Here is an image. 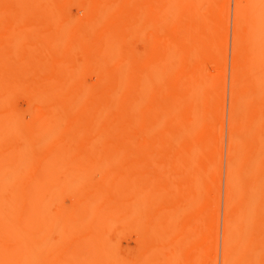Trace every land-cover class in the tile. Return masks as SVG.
I'll return each instance as SVG.
<instances>
[{"label":"bare ground","instance_id":"obj_1","mask_svg":"<svg viewBox=\"0 0 264 264\" xmlns=\"http://www.w3.org/2000/svg\"><path fill=\"white\" fill-rule=\"evenodd\" d=\"M2 1H0V5H1L0 12L3 11L5 13L7 10L15 11L14 12L15 14H13V17L11 18H9L10 17L9 12H7L6 14L7 17L6 20H9L10 22L13 21V23H17L20 14V13L18 14L17 11H20L22 9L23 4L25 10L29 6L27 9L28 15H26L28 16V19L27 18L25 19V23L27 24V27L23 28L20 27L19 25L16 26V24L14 25L9 21L8 22L5 21V23L6 22L9 23L11 26L8 24V26H4L5 29H3L4 28L3 25L0 24L1 26L0 29H2V31L0 30V53H1L0 57L3 60V57L5 58L6 55V61L7 59L11 61V62L8 61L9 63L7 64L5 63L6 65L12 63L15 66H17L19 63H20L19 65H21L22 62L19 59L17 60L15 58L16 61H20V62H16V61H15L16 63L12 62V60L10 59L12 57H9L12 54L6 48L7 46H10L12 42H14L15 45L12 44V46L16 47L19 50L15 52L21 53L20 51L21 49H19L20 39L21 41H23L24 39H27L26 42L29 41L27 42L28 44L26 45L25 44L23 45L25 40L23 43L21 42L20 43L23 45V46L21 45L23 47L22 49L26 51L29 48L30 50L28 51L31 52L30 54L34 53L32 54L33 56L37 55L35 54L37 51L41 52L40 51L41 47H42L41 50L46 49L48 47L47 44L50 46L47 49L52 48V50H58L60 46L59 45L60 42L62 43L64 40L65 41L68 40L65 39L67 38V35L65 36L67 32L69 34L71 33L70 36L74 37L73 39L74 41L73 40L71 41L70 39L69 42L67 41L68 48L67 47H65V49L63 48L64 52L63 49H59L60 51L62 50L60 52L61 57L65 56L64 58H60V59H57V57L56 59H51L50 58L51 56L48 53L49 51H47V54H49L50 57L48 55L47 57L45 56L46 54L45 51L44 56L46 59L43 58L44 56H41L43 55L44 52H41L40 55H37L38 56L37 58L35 56L36 60L32 58L33 56L30 55L29 52H26V54L28 53L27 54L28 57L25 54L24 55L22 54L23 57L22 55L19 54L22 58H24L27 61H29V59H32L28 62L26 66L24 65V68L23 65H21L22 66L21 68H23L26 71V73L24 71L23 73L24 75L21 74V71L23 70L19 69V65L16 68L14 67V65H10V68L11 66L14 67L11 68L12 70H14L12 71L8 67H5V64H4L5 68L2 67L3 64H0L1 69L4 71L3 73H5L6 70L11 71V72L9 71L11 74L8 75L6 72L7 76L4 74L5 81L9 77L11 78V76L14 75V73L12 72L18 70L17 71L18 73L17 74L15 73L16 76L14 75V77L16 78L15 80L13 79L14 82L11 79H10L11 81L8 79L9 82L7 80V82L10 84H6V85L9 87L4 85L5 82L3 81V79H1L2 77H0V89H3L1 88L2 86L6 87L4 88V90L5 89L6 90L5 91L2 90L3 92L0 93V118L7 120L6 122L9 121L12 122L13 119L9 120V118H5V117L6 116L8 117V114H10L13 111L19 115L20 113L19 111L24 110L25 114L23 112L22 114L25 115L26 120L23 123L25 124V122H27V125L25 126L21 121L25 119V117H23L24 115L23 116L19 115L20 117H22L20 118L15 113H14L15 116L11 113L10 115L14 116L15 118L16 117L20 118L18 119V121L20 120V122L15 123L13 121L12 123L10 122L5 126L9 127L10 125L9 127L10 130L13 128L12 135L14 134V137L12 136L13 138L11 137L10 140L12 139L14 140L16 135L17 136L20 135V141H18L19 140L18 139L17 143H15L16 141L9 142L11 144H14L13 146L10 144V146H12V148L10 149L9 145H6L8 141L5 140L4 141L6 143L5 145L8 147L5 148V151H2L3 155L1 154L2 153L1 150L5 145L0 146L2 147V149H0V264H121V263L125 264L127 263L129 257L131 258L133 257L135 252L131 253V255L125 253V250L120 248L122 244L120 237H122L127 233H128L127 235H130L129 233L131 232V229L136 227H140L139 230L140 233L138 234L139 241L137 244L138 248L136 250L138 252L136 256L134 255L136 260V261L134 260L135 264H177L174 262L176 260L175 257L177 256L179 257L180 254L182 255V258L180 257L182 260L181 264H205L206 259L208 258L210 240L208 237V233L204 232V230L201 235L198 233L202 232L201 231L202 228L209 221V218L206 217V215L208 214L207 212H209L208 211L209 199H210L209 197L211 196H209L208 194L205 195V193L204 196L202 195V199L204 197L205 200L203 201V204L201 203L202 204L201 206L199 205L200 207L198 214L193 215L192 213L193 211L189 212V220L184 224V226L180 225L181 230H178L179 228L177 229V232L180 233L176 235V232L173 231L175 229L172 228V222H173L172 211L174 209V207H172V202H175L174 206L175 204H178L175 206L176 210H179L180 207L184 208L185 206V208L182 209L185 210V213L186 212L188 213V209L192 207L191 206V204L193 203L191 202L192 199L195 202L196 201L195 199L199 200L201 198V197L197 198L199 193L196 194V197L194 196L195 198L194 197L192 198L191 186L193 185L192 182H194L192 176L194 175L197 176V172L196 174H194L195 172H193L194 171L193 170L191 171L193 172L191 173L193 175H191L190 178L192 179V181L188 179L189 181H187L186 184H184L183 182L182 184L179 183V185L175 184L177 186L176 188H178L177 191L179 190V188L182 192L185 191L184 194L187 199L186 205H181L184 204L185 201L181 202L183 201V199L181 200L178 199L180 198L179 196L176 197V199L180 200V202L177 201L175 198L174 200H172V194H176L177 191L176 189H172L175 186L172 185V174L170 175L171 171L167 169L170 168L172 170V161H173L172 152L173 149H175L174 147L172 148L173 146L172 142H176L172 140L178 138V137L174 138L178 135V132L184 134L185 130L190 131L189 126L191 127V124L193 122L194 125L196 124L195 120L197 122L198 119L197 117L200 115L199 112L200 110H198L197 112L198 108L195 107L198 106H196L195 102H197V97H200L204 91V90L202 91L203 87L202 88L200 87L201 88L200 90L198 89L197 86L192 85L193 83L192 84L189 83V81L191 80V79L189 80V77L192 75L188 68V65L186 67L181 66L182 70L179 69L180 74L177 75L178 77H175L176 79L172 78V73L171 75L168 74L169 78L167 79L165 77L167 74H165L164 76L162 75L163 70L166 71V69L167 70L169 69L170 71H172L171 70L172 59L170 58V56H172V49L174 50V48H172V44H173L172 33L175 30H169L170 28L168 27L169 31L165 30L166 33L165 32L161 33L159 31V28H161L160 26L172 24V0H82V1L78 0L79 2H83V3L85 2L86 7L89 5V7H91L90 10L92 11H90L89 14L87 15L83 14L84 12H82V17L81 16L79 17L80 14L75 15L76 12L75 14L73 13L72 15L75 16V18L74 17L72 18V15L71 18L73 20L74 19L76 20L72 22L73 23L72 26L70 24H65L68 20H70L69 17L70 14L68 15L62 14L61 16L60 10H59L60 15H58V10H56V7L57 9H64L65 6L63 5L62 0H61L62 2L55 0L56 2H58L56 3V5L59 4L57 6L55 5L56 7L54 6V10L57 11V14L56 11L54 10L50 11L44 8L43 5L41 6L40 9V5L38 6L37 4H42L44 0H26L27 1L26 4L28 5L29 3L28 6L25 4L26 1L22 0L21 2H18L22 4L21 9H19V7H17L16 4H14V2H16L14 0H13L14 2L10 0V3L6 2L8 0H2ZM23 1L25 2L22 3ZM45 1H46L45 5H47L48 7L50 6L53 9V6H51L52 4L48 5L47 3H50L54 0L52 1L50 0V2L49 0L48 1L45 0ZM173 1L176 2V0ZM178 1L179 0H177V4L179 5ZM194 1L195 3H197L196 0H180L179 7L181 10H179V12L181 11L180 15L181 18H183L180 24V28L183 31V34H181L183 38L181 40V37L179 36L180 34L179 35L176 34L177 36L180 37V39L178 38V40L175 37L177 42L178 43L180 42L178 44L179 46L177 45V43H175L176 41L173 40V42L175 41L174 44H176L175 50L179 49L178 50L179 53L185 51V53L187 52L189 54L193 52L194 49H196V47L195 48L193 47L196 41H192L194 45L191 46L192 32H190L191 30L192 31L194 30L192 28L193 27L192 22L193 21L195 22L194 18H197V16H199L196 7H194ZM197 1L199 2V0ZM33 2H35L36 4L35 6L33 5L34 4ZM64 2L66 3V5H69L71 2L73 3V4L71 3V5H69L68 7H71L72 5H73L72 7L75 6L74 4L75 0H64ZM88 2H90L91 5ZM242 2L243 0H237L236 11H235V23H236L235 30L237 31L236 34L237 33L238 34L236 35L237 39L234 44L235 47L233 48L234 49L233 65L235 67L234 71L236 73V77L234 80V86L232 88V94H231L233 110L231 112L232 121L230 124L231 125L230 142H231V148L235 150L234 153L237 152L238 148L242 147L237 145L238 143L241 142L245 143L247 139H250V136H252L251 139H253L255 135H257L253 132L255 130V128H253V120H251L250 118L249 121L248 119L249 115H246L247 112L245 113L243 111L246 117L245 115L243 116L244 114L243 112H242L243 114H239L240 117L238 115V111H240V109L243 110L244 108L247 107V105H249L246 104V106H242L245 102L247 103L248 101L246 100L250 98V96L249 98L247 97L249 95L248 93L249 91L247 92L245 89L244 91L241 92L239 91L238 87L240 84H241L240 86L244 84L243 86L246 87H243L242 88L243 90L244 88H248L247 85L251 86L252 84V87L258 90L257 88L259 87L260 83L257 84V81L261 82L262 79L259 80L257 78L256 81L257 87L254 86L253 84L255 81L252 83L250 82L252 80H255L256 77L259 75V73L264 72L262 70V68H264V60H263L264 0H248V2L246 1L248 4H246L244 7H243L244 4L242 5ZM4 3L6 5H4ZM8 3L11 4L12 7ZM18 3L17 5H19ZM115 3H118L119 6L121 4L122 6V7L120 6L121 9ZM113 4L117 6V9L119 8V10H122L119 14H125L126 17L124 16L125 18H122L121 23L117 24V22H114L115 25L114 27H112L113 23L111 18L112 24L110 23V27L111 28L121 27L122 29L115 30L117 32L115 31L110 32L108 31V29L105 30L102 29L104 33L98 32L99 36L97 35L95 37V40H93L94 39L93 38L92 41H90V37H88L85 34L86 31L87 33L88 30L90 32V27L93 26V23L95 21L97 22L102 21V20H98L100 18L96 19L97 17L96 14H101L98 17L101 16L102 18L104 16L103 18L107 17V19L110 20V18H108V15H110L109 13H114L115 10V9L112 10L114 8L112 7ZM32 5L34 9L37 6L36 7L37 13H33V11L34 12L36 11L33 9ZM9 7H11V10L9 9ZM15 7L17 10L15 9ZM75 7L76 9L79 10L78 12H80L81 5H80V9L78 7V3L76 4ZM111 7H112L111 10L113 12L110 10ZM245 7L246 9H248V12L247 10H245ZM131 8H133L134 11L130 12ZM124 9H126V12H128V17L125 12L123 13ZM12 11H11V15H12ZM53 14L55 16L57 15L59 18L63 17L62 18L63 20L62 19H57V20L63 21L65 26L70 27V29L68 27H67L68 29L65 28L63 26L64 25L63 22L60 23L58 22V24H62L59 27L56 21L54 20L55 17L54 19L52 17ZM116 14L119 15L118 12H116L113 15L116 17ZM249 14L251 15L252 18L249 17ZM23 15L24 14L21 15V18H23L22 21L24 22L25 17H23ZM220 15L222 16L221 13ZM3 16L4 15H2V17ZM15 17L17 18V20H15ZM83 17L84 19H82ZM247 17H249L253 21L252 22L248 21L250 20L248 19L246 25L245 21ZM51 18L54 20L53 23H56L57 25L53 24L52 25L53 27L51 25H48V28L50 30L43 29L45 28L43 23H47L46 21L52 20ZM44 19L46 21H44ZM2 20L0 22H2ZM14 20L16 22H14ZM26 20L28 21L26 22ZM42 20L44 22L42 23L43 28L41 29V27L38 28L39 25L38 23L39 22L41 23ZM117 21H120V19H117ZM197 21L198 20H196V22ZM48 23L52 24L51 21ZM97 24L95 23L94 25ZM102 24L103 23L101 22L100 30L101 28H104V25ZM218 24H217L218 26L217 29L221 30L222 29L221 24L220 23ZM13 26H15L14 27L15 31H13L14 30L12 28ZM55 26H57L56 27L57 29L53 30ZM16 27H20L19 31H17L18 29ZM10 28H12L13 30ZM26 28L28 30L27 32H26ZM20 30H22L23 33L26 32L25 35H27L28 33L30 39L29 37L27 38V36L25 38L23 35H21L22 33H19ZM45 30H47V32ZM38 31L40 32V34H42V36H40L37 39L36 36L40 35ZM128 31L131 32L132 34L131 35L132 40L133 39L135 40L137 37L138 40L135 41H137L136 44L137 43L139 44L138 46H140L142 42H144V44L141 46H147L148 42L152 43L151 44L152 46L148 44V46L146 47L147 49L146 48H143V50L141 49V51L143 52L145 51L147 53L145 54L144 52L146 56L144 55L145 57H142L143 58L142 61L140 62V64L138 62L136 64L137 66L135 65L136 62H133L134 63L133 65H135V67L133 66L134 67L133 70L127 69L128 71L125 70L124 72L122 65L126 62L125 56L128 55L127 54L128 50H130L129 52H131L133 50L134 51L138 50L139 48L138 47L137 49H135L136 47L134 46V44L129 42L128 39H126ZM144 31L146 33L149 32L152 35V36L150 35L151 37H153L151 41L149 37H146V43H145L144 35L146 34ZM193 32H195V30ZM46 33L47 35L48 33L49 35L53 34L52 37L50 36V40L45 39V37H43L44 35L46 36ZM90 33L93 32L91 31ZM88 35L90 36L89 33ZM246 35L247 38H245ZM16 36L18 38L19 36H23V37L22 38L20 37V39L18 40ZM64 36L65 38H63ZM143 36L144 38L142 39ZM14 37L16 38V40H18V42L13 41ZM33 37H34V41L35 39H37L38 41L36 40L35 42H33ZM9 38H12V41H9L10 40ZM41 38L43 39V41L44 39L48 40V43L46 44V41H44L45 42L44 44ZM78 39H81L80 44L82 45L80 46L78 43L77 44L78 47L80 46L82 51L81 53H83V55L82 54L80 55L79 50H77L79 48L75 49L77 47L76 42H80L78 41ZM211 39H212L211 42L213 44L215 42H216L215 44L218 43L215 40V38L214 39L211 38ZM84 40L86 41V46L87 45L89 46L88 48L87 47L85 48V46H83L85 45ZM213 40H215V42H213ZM217 40L220 42L218 38ZM6 41L8 42V44L6 43ZM39 41L40 44L42 45L39 44ZM130 43L133 44L132 47ZM43 44L46 46V48H43L44 46ZM37 45L38 47L39 46L41 47H39L38 49ZM61 45H63V43ZM74 45L76 46L75 48H73ZM34 46L37 47L38 50L33 48ZM82 46L84 47L85 50H82L83 48ZM150 46H151V50L149 49L150 51H148V48H150ZM201 46L205 47V45H201ZM62 47L63 46H61V48ZM69 47L71 49H69ZM130 48H132V50ZM34 49L36 52L34 51ZM73 49L78 51V53L76 54V51H74ZM5 50L8 54L10 53L11 55L5 54L6 53ZM24 50H22L23 53L25 52ZM70 50H73L75 52V55H73L74 52ZM175 50L173 52H176ZM204 51L207 52L208 48ZM2 52L3 54H5L3 57H2L3 55ZM70 52H72L73 54ZM16 53L13 52L12 56H14ZM68 53H70L69 56L72 60L69 57H68L69 59L67 58ZM208 53H212V52H208ZM51 54L53 53L51 52ZM84 54L87 55L84 56ZM77 55L80 57L84 56L85 58L82 57L83 60L79 61V57H76ZM113 55L114 57H112ZM57 56L60 55H58L57 53ZM1 58H0V62H1ZM40 58L41 60H39ZM24 62L23 64H25ZM125 65L126 67H128L127 62ZM90 66L99 75V78L94 76V79L93 77H91V80L98 79L99 82H102L101 84L103 86L100 83L98 84V81L96 80L94 82L95 84H93L96 85L94 86L95 88H89L90 86H88V84L90 82L88 83L86 81L89 79V76L93 75L92 73L93 70L91 72H87ZM121 70L123 71V73H121ZM115 71H119V72L117 73ZM243 71L245 72V74ZM113 72L116 73L115 77L111 76L114 75ZM179 72H176L175 74ZM84 73H86V75H88V73L91 75H88L87 77ZM240 73H242V76H240ZM83 74L85 75L86 78L83 77ZM107 74H108L107 78L109 79L108 81H104L105 83L104 84L103 80H105ZM72 76H74V79H76V81L78 78L83 77V79H78V82H75L76 83L75 84L74 83L75 80L72 79ZM119 76L123 80L118 84L119 81H116V79ZM238 76L242 77L241 80ZM243 78L244 80L245 78L248 79L246 80L247 82L245 81L244 83ZM262 78H263L262 82H264V77ZM70 79L74 81H69ZM79 80L82 81L80 82ZM24 82L25 84L23 86ZM84 82L86 88H83L85 87L83 86ZM127 82H128L127 84L128 89L126 88V91L127 90L128 91L126 93V91L124 92L125 89L124 87ZM71 83L72 84L74 83L73 85L76 86L78 84V87L79 86L80 87L83 86V87L78 88L74 86L73 88L70 85ZM214 84L215 83L212 84L211 82V85ZM261 84L263 85L264 83ZM90 85L91 87L93 86L92 84ZM98 85H100L99 88L97 87ZM114 85H116V87L113 89ZM22 87H24V90H22ZM69 87H72L70 91L68 89ZM174 87L175 89L179 90L177 92L180 93V95L184 90L188 92L187 94L182 93L183 95L180 96V99L182 100L185 99L184 102L186 104L188 103V106H186L183 102H181L182 100L180 101V99L177 98L178 93L174 95L175 93ZM262 88L264 87L262 86ZM110 89L115 93V97L112 96V94L114 95L113 92H109ZM115 89L118 92L119 90L120 92H123L122 95L121 93L119 94L115 92L116 91ZM172 89H174V91ZM199 90L202 92H200ZM22 91H25L27 93V96L25 97V99H23L24 98L23 97L21 101L20 94L22 95L26 94L25 92ZM196 91L197 92L199 91V93H197ZM215 91L213 94H215ZM206 92L208 93L209 90L206 89ZM254 92L255 93L252 92L253 96L258 93V91H254ZM18 93H19L18 96H20L19 99L17 96ZM213 94H208V95L212 97ZM259 94L263 95L264 90L263 92L261 91ZM15 95L17 96V98H15L16 97ZM118 95H121L123 97H119ZM204 95L207 96L206 98L210 99V97H208L207 94ZM172 96L175 99H177L179 103H182L183 105L179 104L177 101H174V99H172ZM111 97H113L112 100ZM145 97L146 99H148L147 102L143 101ZM257 98L260 97L257 96ZM14 99H17V101L18 100L19 101L17 102ZM189 99L191 101H193L194 99L196 100L194 102H190ZM12 100L13 102H16L14 103V105L11 104ZM24 100L25 103L28 104V105L26 104V108L28 109V110L26 109L27 111H25L24 107L20 108L18 106L20 102L24 103ZM175 103L176 104L178 103L179 106L180 105L184 106L185 107L184 110L186 109L184 119L182 118L180 119L182 120L181 121L182 124L180 121L178 124L181 125L175 124V126L176 127L178 126L179 128L178 127L175 128V126L172 127L174 125L172 124L173 123L172 114L173 115L175 114L173 113L175 111L172 112V108L174 109L176 107ZM142 104L144 105L147 104V105L143 106ZM173 105L175 107H172ZM178 105L177 107L179 108ZM14 108H20V109H18L19 110L18 111L17 109ZM36 108L38 109L37 111ZM263 108L264 107H261V109L264 111ZM206 109L207 108H205V110ZM244 110L247 111V109ZM212 111L214 110H211V107H209V110L207 109V111L204 112L205 113L208 112L206 116L209 117V113L210 115L214 114ZM216 112H218L217 109ZM181 117H183V114ZM203 117L204 116H202V118ZM200 118L201 115L199 119ZM254 121L255 123L258 121L260 125L263 122V120H261L260 117L257 119V121L255 118ZM14 125H17L19 127L20 126L27 127L26 133L23 130L24 129L23 127L22 129L21 127L19 128ZM118 125L121 126L120 128H122V132L116 130V135L118 133L120 134V136L117 137L115 136L114 133ZM211 125L213 126V123ZM133 126L134 127L137 126L139 128L145 127V129L149 130V132H147L148 130L146 131L147 133L144 136L145 137L144 139H146V141L143 138H141L142 141L144 142L140 141V144L137 145H134L135 144L134 142H133L134 144H131L129 137L131 135L130 138L134 139L135 141L136 136L134 135V133L138 132L139 128L136 130L135 127L134 130L136 131H134V133H131L129 137L127 136L126 131L128 130V128L131 127L132 131L131 130L130 131L133 132ZM17 128L21 129L22 131L19 129L17 131ZM172 128L174 129L172 130ZM256 128L259 129V127ZM9 129L7 127L6 129L4 128L6 132L3 133L1 132L2 130L1 128L0 133H2L3 135L6 133L8 134ZM214 129L215 128H213L212 130ZM175 130L177 132V135ZM130 131L128 132V134L130 133ZM18 132L20 134H18ZM251 133H254V135L253 134L251 135ZM24 134L26 135V137L24 136ZM8 135L10 136V134ZM21 136L23 137V139H25L24 141L21 138ZM133 136L135 138H133ZM141 136L142 134L139 133V136H137L139 140ZM259 136L261 135H257L256 138H258ZM207 138L208 141L207 140L205 141H207L209 146V144L214 138H212V140L210 141H209V137ZM256 138H254V140ZM136 141H137L136 143H138L137 139ZM256 141L258 140L256 139ZM193 142L194 141L191 140L190 145L192 147L189 144L184 146V150L183 147H181L182 149L181 148L180 149L183 152L178 156V157L181 156L180 159L182 161L189 162L190 169L193 166V165L191 166L190 162L193 163L194 158L198 160L196 157H193V152H192V149H194V146L192 145ZM213 142L214 141H212V143ZM1 143L3 142L0 140V145ZM96 144L99 145L100 147L96 146ZM247 145L251 146L249 148H251L250 150H252V152L250 153L247 146H246L247 149L245 146H243V148L245 147V150H248L247 151L248 153L246 151H243L244 150L243 148L239 150L240 153L243 151L241 155L244 154L245 152V155H243L244 159L241 158V161L243 162L242 163L239 162L240 164L243 165V166L241 165L242 167L239 165L241 169L238 168L239 166L235 167V165L232 164L230 165V168L228 170V179H227L228 197L226 199V206H225L226 207L225 208L226 242H225L223 264H233L234 261H238L239 263L241 262V264H256L255 261L256 259L254 257V251L256 248L254 247V245L258 243L260 239L258 237H255V235L254 237H251V235H249V232L251 231L249 230L250 229L249 226L252 224L251 219H253V214H255L254 210L256 208L254 209V207L257 206L255 204H257L258 202V199L256 198H258L257 196H259L258 193L260 192L257 190L260 189V186H256L258 184L254 186L253 182L255 181L250 180L252 174L249 172L252 171L253 173L254 171H257L252 169L257 168L258 164L256 163H260L262 158L261 160L258 161L257 160L258 157L257 159L252 157V155L254 154L256 155L259 152H257V148L255 145H254L255 150L249 142ZM145 146H149L150 148L152 147L151 149L153 151L152 150L151 152L149 150L145 151V149H143L145 148ZM196 146L195 148L197 149ZM110 147L112 148L111 150ZM198 147H200V145ZM106 148H108L110 152L109 150H105ZM160 148L162 149L164 153L163 156H165V158L161 159L158 156L159 155L158 151L160 150ZM6 149H9V151ZM94 149L96 150V152L97 150H99L100 152L101 149L104 152H102V154L101 152L98 154L94 151ZM141 149H143L142 153L140 152ZM232 149L231 152L233 151ZM162 151L160 150V152ZM240 153L238 156L242 157L240 156ZM211 154L214 157L212 152ZM126 155L133 156L134 163L128 164L126 162ZM210 155L207 156L208 158L205 155L202 157H204L206 160L208 159L211 160ZM174 157L175 158L173 159L177 160L176 158L178 157L177 156ZM197 157L199 158L200 155H198ZM180 159L177 160L175 163L179 161L178 164L179 163L181 164ZM209 160L208 162H210ZM195 162L196 161H194V163ZM202 164L203 163H201V165ZM211 164H213V162ZM253 166L254 168L251 169V167ZM237 168L240 170H238ZM190 169H187L186 172L188 171L190 172ZM198 170L200 169L198 168ZM164 171H169V172H164ZM204 171L206 170L204 169ZM105 172L108 173L109 176H104ZM186 172H184L185 175L182 176H186ZM189 172L187 174H189ZM203 173H201V177L202 174L206 175V173L208 172L206 173L203 172ZM114 175L115 178H113ZM249 175L250 177L248 178L247 176ZM61 177L64 178L62 179ZM111 177L114 180L111 181ZM175 177H177L176 174ZM246 178L249 180H247ZM241 179L242 180L246 179L247 182V183L246 182L243 183L244 185L240 184L242 188L239 185ZM194 180L196 181V179ZM198 181L201 182L200 179L197 180V182ZM248 181H249V185L251 184L254 188L249 185L247 186ZM250 181L252 183H250ZM195 183L196 182H194L193 186H195ZM199 184L200 183H198V185ZM202 187L204 186H201L200 188ZM257 187L258 189L256 190ZM108 188H110L111 191L106 190ZM254 189L255 191H253ZM73 191H74L73 194L75 195L77 193L76 194L77 196L72 195ZM105 191H108V193H106ZM209 191L210 189H208V191L206 192L208 193ZM254 192L256 193V196H254ZM182 194L183 193H181V196ZM72 196L73 198H71ZM212 198L211 200H213ZM50 200H52V204H49ZM182 209H180L178 212L180 211L183 212ZM178 212L175 213L178 214ZM191 213L192 215H190ZM186 219L188 218L186 217ZM114 231H116L119 238V240L117 239L118 240L117 244H113V243L111 244L109 239H107L108 237L107 235L110 234V232H114ZM173 233L175 234L173 235L172 238ZM195 233H197L198 236L200 235L201 237L199 236V238H197L196 236L197 240L194 241L195 240L194 239L193 240L194 242H191L190 240L193 238V237L191 238V235H194L195 237ZM253 234H255V232ZM126 236H124L122 240H124V238L129 237ZM126 240L127 239H125V241ZM126 246H128V244ZM259 247L261 249L260 250L261 252L264 251V242L262 243V246L260 245Z\"/></svg>","mask_w":264,"mask_h":264},{"label":"rangeland","instance_id":"obj_2","mask_svg":"<svg viewBox=\"0 0 264 264\" xmlns=\"http://www.w3.org/2000/svg\"><path fill=\"white\" fill-rule=\"evenodd\" d=\"M0 1H2V0H0ZM13 1V0H12ZM14 1H16V2H14ZM13 2H14V4H16V6L17 7H19V9H21V6H22V4L21 3H18V2H21L22 0H14ZM26 1V0H25ZM25 1H23L22 3H24ZM48 1V0H47ZM52 1V0H51ZM56 1H60V2H62L63 1V5L65 6L64 7V9H57V5H59V4H57L56 5V3H58V2H56ZM54 0V1H52V2H50V0H49V2L50 3H47L48 5L49 4H52L51 6H53V9H52V7H50V9H49V7L47 6V5H45L46 4V1L44 0L43 1V3L42 4H37L38 6L40 5V9H41V6L43 5L44 6V8H46V9H48V10H50V11H52V10H54V6L56 7V10H58V15H60L61 14V16H62V14H70V20H68L67 22H69V23H65V24H70L71 26L73 25V21L74 20H76V19H72L73 17L75 18V16H73L72 14L74 13L75 14V12H76V14L75 15H79V17L81 16L82 17V12H84L83 14H89V12L90 11H92V10H90L91 9V7H89V5L86 7V3L84 2H79L78 0H75V2H74V4H75V6H76V4L78 3V7H79V9H80V5H81V10H80V12H78L79 10L78 9H76V7L74 6V7H68L69 5H71V3L69 4V3H67V4H69V5H66V3L64 2V0ZM78 1V2H77ZM82 1V0H81ZM248 2V0H243V2H242V5H243V7L246 5V4H248L247 2ZM2 2H4V1H2ZM6 2H9L10 3V0H8V1H6ZM54 2H55V4H54ZM173 2H175V1H173L172 0V24H167V25H162V26H160L161 28H159V31L161 32V33H164L165 32V30L166 31H169V30H175L173 33H172V48H174V50H175V46H176V44H174V42L175 43H177V45L180 43H178L177 42V40H178V38L180 39V37H181V40H182V38H183V36L181 35V34H183V31H182V29L180 28V24H181V21L183 20V18H181V15H180V12H179V10H181L180 9V7H179V5H180V0L178 1L179 2V5L177 4V0H176V2L175 3H173ZM196 2L197 3H195V1H194V7H196V9H197V13H199V16H197V18H194V20H195V22L193 21L192 22V28L195 30V32H193L192 30L190 31V32H192L191 33V42L192 41H196L195 42V45H194V43L192 44L191 43V46H193L194 48L196 47V49H194L193 50V52H191V53H185V51L184 52H180L179 53V49L178 50H175L176 52H173L174 50L172 49V56H170V58L172 59V71H170L169 69L167 70L166 69V71L165 70H163L162 71V75L164 76L165 74H167L165 77H166V79L167 78H169V76H168V74L169 75H171V73H172V78H175V77H178L177 75H179L180 74V72H179V69H181L182 70V68H181V66L182 67H186L187 65H188V68H189V70H190V72H191V75L192 76H190L189 77V83L190 84H192V85H194V86H197L198 87V89H200L201 90V88H202V91H203V93H202V95L200 96V97H197V102H195V104H196V106H198V107H195V108H198L197 109V112H198V110H200L199 112H200V115H201V118L199 119V117H200V115L197 117L198 119H199V121H198V119H197V122H196V120H195V125L192 123L191 124V127L189 126V130L190 131H188V130H185V132H184V134L183 133H179L178 132V135H177V132H176V130H175V132H176V137H174L173 135H175V134H173L172 136L174 137V138H177V139H173L172 141H176L177 142V144H176V142H172V148L174 147L175 149H173V152H172V170L170 169V168H168L167 170H170L171 171V173H170V175L172 174V185L173 186H175L174 188H172V189H176V191H177V189L178 188H176L177 186L176 185H179V183H181L182 184V182L184 183V184H186L187 183V181H189L188 179H190L191 178V175H193V174H191V173H193V172H195L194 174H196V172H197V176L198 177H200V178H198L196 175H194V176H196V177H194V176H192L193 178V181L194 182H196L197 183V185H198V183H200L199 185H198V187H197V185H196V183H195V186H193L194 185V182H192V186H191V192H192V198L195 196L196 197V194H198L199 193V195H198V197L197 198H200L199 200H197V199H195L196 201L194 202V200L192 199V201L191 202H193L192 204H191V206L193 207H190L189 209H188V213L186 212L185 213V210H183L184 208H185V206H184V208L182 209L181 207L179 208V210L180 209H182L183 210V212L182 211H180V212H178L179 210H176V205H178V204H175V206H174V203L175 202H172V207H174V209H173V217H172V228H174L175 230H173V231H175L176 232V235L178 234V233H180V232H177V229L178 230H181V227H180V225H182V226H184V224L189 220V212L190 211H193L192 213H193V215H196V214H198V212H199V207L203 204V201L205 200V198L203 197V199H202V195L204 196V193H205V195H209V196H211V197H209L210 199H209V212H207L208 214L206 215V217H208L209 218V221L205 224V226L202 228V232H200V233H198V234H202L203 233V230H204V232H206V233H208V237H209V240H210V248H209V251H208V258L206 259V262H205V264L207 263V264H223V257H224V250H225V242H226V236H225V234H226V231H225V213H226V210H225V206H226V199H227V197H228V183H227V179H228V170H229V168H230V165H232V164H234L235 165V167L237 166H241L242 164H240V163H242L243 161H241V158H243V155H245V152H244V154H242L241 155V153L243 152V151H248V150H245V147L247 146L248 147V149H249V151H250V153L252 152V150H250L251 148H249V147H251V146H249V145H247L248 144V142L253 146V148H254V145L256 146V148H257V152H259V153H257L256 155L254 154V155H252V157H254L255 159H257V157H258V161L259 160H261V158H262V160L260 161V163H256V164H258V166H257V168H254V166H256V165H254L253 167H251V169L252 168H254V169H252V170H257V171H254L253 173H252V171H250L249 173H251L252 174V176H251V178H250V180H254L255 182H253L254 183V186L256 185V184H258V185H256V186H260V189L259 190H257L258 189V187L256 188V190L257 191H260L258 194H259V196H257L258 198H256V199H258V202H257V204H255V205H257V206H255L254 207V211H255V214H253V219H251L252 221V224L249 226L250 227V229L249 230H251L250 232H249V235H251V237H254V235H255V237H258L259 239H260V241L258 242V243H256L255 245H254V247L256 248H254L255 249V251H254V257H255V261H256V264H264V251H260L261 249H260V245L262 246V243L264 242V129H263V127L264 126H262V125H264V117H262V116H264V111L261 109V107H264V94L263 95H260L259 93L262 91L263 92V90H264V88H262V86L264 87V84L262 85L261 83H264V82H262L263 81V78L262 77H264V72H261V73H259V75L256 77V79L255 80H252L250 83H252V82H254L253 84H254V86H256L257 87V84H259V87L257 88L258 90H256L255 88H253L252 87V84H251V86H249V85H247L248 86V88H244L243 90H242V88L243 87H246V86H240L239 85V91H244L245 89H246V91L249 93V95L247 96L248 98H249V96H250V98L248 99V100H246V101H248L247 103L245 102L242 106H246V104H249V105H247V107L246 108H244V109H247V111L246 110H244L243 108V110H241L240 109V111H238V115L239 114H243L244 112L246 113L247 112V114L246 115H249L248 116V119H249V121H250V118H251V120H253V128H255V130L253 131L255 134H257V135H261V136H259L260 137V140H261V138H262V140H261V142H260V140H259V137L258 138H256L257 137V135H255V137L254 138H256L258 141H256V139L254 140V138L253 139H251V137L252 136H250V139H247L246 141H245V143H238L237 145H239V146H242V147H240V148H238V150H237V152H238V154H237V152L236 153H234V151L235 150H233L232 148H231V139H230V127H231V121H232V115H231V112H232V110H233V106H232V88H233V86H234V80H235V77H236V73H235V71H234V69H235V67H234V47H235V41H236V39H237V37H236V35L238 34H236V23H235V11H236V5H237V0H199V2L196 0ZM8 3V4H9ZM12 3V2H11ZM17 3L20 5H17ZM27 3V1L25 2V4ZM34 3V4H33ZM32 4L35 6L36 4H35V2H33ZM90 5H91V3L90 2H88ZM120 3V2H119ZM8 4H7V6H8ZM13 4V5H14ZM54 4V5H53ZM73 4V3H72ZM115 4H117V6H119V4L118 3H115ZM115 4H113L112 5V7H114L113 9H112V7L110 8V10L112 9V10H114V13H109L110 15H108V18H110V20L109 19H107V17L106 18H101V16L100 17H98L99 15H101V14H96V19L97 18H100V19H98V20H102L101 22L103 23L102 25H104V28H101V30L102 29H108V31H115V30H120V29H122L120 26V28H111L110 27V23H111V18H112V23H113V26L112 27H114L115 25H114V22H117V24L118 23H121V20H122V18H125L126 16H125V14H119L122 10H119V8L117 9V6L115 5ZM3 5V4H2ZM4 5H6L5 3H4ZM9 5H11V4H9ZM27 5V4H26ZM25 5V6H26ZM28 5H29V3H28ZM27 5V6H28ZM33 5H32V7H33ZM62 5V6H63ZM1 6V5H0ZM26 6V7H27ZM120 6H121V4H120ZM119 6V7H120ZM248 6V5H247ZM246 6V7H247ZM11 7H12V5H11ZM11 7H9V9L11 10ZM29 7V6H28ZM28 7H27V9H28ZM37 7V6H36ZM36 7H35V9H34V7H33V9L36 11V12H34L33 11V13H37V10H36ZM59 7V6H58ZM66 7H68V8H66ZM122 7V6H121ZM121 7H120V9H121ZM246 7H245V10H247V12H248V9H246ZM5 9H6V6H5ZM4 9V10H5ZM15 9H16V7H15ZM15 9H13V10H15ZM18 9V10H19ZM24 9V10H23ZM25 10V7H24V4H23V6H22V9L20 10V11H17V13L19 14V17H20V19H19V17H18V20H17V18L15 17V20H17V23H13V21L12 22H10L9 20H6L7 19V17H6V14H7V12H9V14H10V17L9 18H11V17H13V14H15L14 12L15 11H12V15H11V11H6L5 13L2 11V12H0V15H1V17L0 18H2V19H0V21L2 20V22H0V24H2L3 25V27L4 26H8V24L9 23H7L8 21L10 22V23H13L14 25L16 24V26L17 25H19L20 27H23V28H25V27H27V24L25 23V19L27 18L28 19V16H26V15H28L27 14V11L28 10ZM32 9V10H33ZM39 9V10H40ZM67 9V10H66ZM101 9V8H100ZM99 9V10H100ZM102 9H103V7H102ZM0 10H1V7H0ZM17 10V9H16ZM22 10H23V12L24 11H26V12H22ZM56 10H54V11H56ZM59 10H60V14H59ZM63 10H64V13H63ZM84 10V11H83ZM111 10V11H112ZM216 10V11H215ZM244 10V11H245ZM86 11V12H85ZM94 11H96V10H94ZM111 11H109V12H111ZM132 11H134V9L133 8H131V11L130 12H132ZM199 11V12H198ZM39 12V11H38ZM62 12V13H61ZM66 12V13H65ZM113 12V11H112ZM116 12H118V14L119 15H117L116 14V17L113 15V14H115ZM126 13L127 14V17H128V12H126V9H124V11H123V13ZM196 12V11H195ZM54 13V12H53ZM97 13H98V11H97ZM196 13V14H197ZM209 13V14H208ZM220 13L222 14V16L220 15ZM22 14H24L23 15V17H25L24 18V22L22 21V19L23 18H21V15ZM55 14V13H54ZM53 14V19H54V17H55V21H56V23L58 24V22L60 23V22H63V21H60V20H57V19H62V18H59L57 15V18H56V16ZM56 14H57V11H56ZM196 14H195V17H196ZM201 14V15H200ZM2 15H4L3 17H2ZM66 15V16H67ZM71 15H72V18H71ZM177 15H179V16H177ZM198 15V14H197ZM60 16V17H61ZM118 16V17H117ZM120 16V17H119ZM125 16V17H124ZM6 17V18H5ZM78 17V16H77ZM78 17V18H79ZM249 17L250 18H252L251 17V15L249 14ZM249 17H247V19H246V25H247V20L248 19H250ZM254 17V16H253ZM64 18H65V16H64ZM77 18V19H78ZM223 18V19H222ZM46 19V18H45ZM44 19V21H46ZM49 19V18H48ZM52 19V18H51ZM48 20V21H46L47 23H43L44 21L42 20V22L40 23H38L39 25H38V28H40L41 27V29L43 28V25H42V23L44 24V26H45V28H43V29H49L48 28V25H57L56 23H53V21L54 20ZM80 19V18H79ZM82 19H84V17L82 18ZM117 19H120V21H117ZM181 19V20H180ZM254 19V18H253ZM11 20V19H10ZM13 20V19H12ZM14 20V22H16ZM63 20V19H62ZM65 20H66V18H65ZM107 20V21H106ZM115 20V21H114ZM196 20H198L197 22H196ZM5 21H7L6 23H5ZM28 20H26V22H27ZM51 21V23L52 24H49L48 22H50ZM79 21V20H78ZM248 21H253V20H248ZM101 22L100 21H95L94 23H93V26H91L90 27V32L92 31L93 33H90L89 32V30H88V33L90 34V36L88 35V33H87V31H86V35L88 36V37H90V41H92V39L93 40H95V37L98 35L99 36V33L98 32H103L104 33V31L102 30H100V27H101ZM199 22V23H198ZM97 24V25H94V24ZM107 23V24H106ZM109 23V24H108ZM111 23V24H112ZM122 23H123V21H122ZM218 23H220L221 24V30H218L217 29V24ZM249 23V22H248ZM41 24V25H40ZM46 24V25H45ZM63 24H64V22H63ZM65 24L63 25L65 28H67L68 26H65ZM10 25V24H9ZM60 25H62V24H58V26L60 27ZM98 25H100V26H98ZM177 27H176V26ZM216 25V26H215ZM219 25V24H218ZM11 26V25H10ZM9 26V27H10ZM96 26V27H95ZM98 26V27H97ZM108 26H109V28H108ZM121 26H122V24H121ZM124 26V25H123ZM248 26H249V24H248ZM14 27L15 26H13L12 28L14 29ZM20 27H16L18 30L17 31H19V28ZM53 27V26H52ZM57 26H55L54 28H53V30L54 29H57L56 28ZM103 27V26H102ZM168 27L170 28L169 30H168ZM0 28H1V26H0ZM12 28H10V29H12ZM69 29H70V27H68ZM67 28V29H68ZM3 29H5V27L3 28ZM12 29V30H13ZM1 31H2V29H0ZM50 30V29H49ZM52 30V29H51ZM178 30V31H177ZM223 30V31H222ZM13 31H15V29L13 30ZM16 31V32H17ZM24 31H25V29H24ZM28 30H27V28H26V32H27ZM40 31V30H39ZM38 31V32H39ZM44 31V30H43ZM46 32H47V30H45ZM26 32L25 33H23V31L22 30H20V32L19 33H22L21 35H23L25 38H26V36H27V38L29 37L28 36V33H27V35H25L26 34ZM105 32H107V31H105ZM115 32H117V31H115ZM145 32V31H144ZM144 32H143V35H144ZM177 32V33H176ZM182 32V33H181ZM213 32V33H212ZM217 32V33H216ZM18 33V34H19ZM44 33V32H43ZM96 33H98V34H96ZM148 33V34H147ZM145 32V34L146 35H144L145 36V38H144V36L142 37V39L144 38V41H145V43H146V37H149L150 38V41L153 39V37H151L152 35L149 33V32ZM166 33V32H165ZM219 33V34H218ZM14 34H15V32H14ZM39 34H40V32H39ZM45 34V33H44ZM71 34V33H70ZM70 34L67 32V34H65V36L67 35V38H65V36L63 37V38H65V39H68L67 41L69 42V39L72 41L73 39H74V37L73 36H70ZM175 34V35H174ZM179 35V36H177V35ZM202 34H203V36H202ZM214 34V35H213ZM218 34V35H217ZM69 35V36H68ZM131 32H127V36H126V34H125V36H126V39H128L129 40V42H131V43H133L134 44V46L136 47L135 49H137L138 47V50H133V51H131V52H129L130 50H128V52H127V54L129 55H126L125 57H126V62H127V65H128V67H126V62L122 65V68L124 69L123 71L125 72V70H127V69H129V70H133L134 69V67H135V65L139 62V64H140V62L142 61V57H145L146 55L145 54H147L145 51V54H144V52L143 51H141V49L143 50V48H146L147 46H148V44H152V43H149L148 42V44H147V46H141V45H143L144 44V42H139V43H141V45L140 46H138L139 44L137 43L136 44V42L137 41H135V40H138L137 39V37H136V39L134 40H132V38H131ZM148 35V36H147ZM151 35V36H150ZM18 36V35H17ZM16 36V38L19 40L20 39V37L22 38L23 36H19V38ZM38 36V37H37ZM36 36V38L38 39L40 36H42V34H40V35H37ZM50 36L52 37L53 36V34H51V35H49V33H48V35H47V33H46V36L44 35L43 37H45V39H49L50 40ZM135 36V35H134ZM47 37V38H46ZM92 37V38H91ZM175 37H176V39H175ZM12 38H13V36H12ZM12 38H9L10 40L9 41H12ZM16 38L14 37V39H13V41H16V42H18V40H16ZM78 38V37H77ZM77 38H76V40H77ZM86 38V37H85ZM133 38H135V37H133ZM192 38H194V39H192ZM196 38V39H195ZM208 38H210V39H208ZM211 38H215V40L218 42L217 44H215L216 42H215V40H213V42H215L214 44L211 42L212 41V39ZM217 38L220 40V42L217 40ZM245 38H247V35L245 36ZM29 39H30V37H29ZM37 39H35V41L37 40ZM42 39V38H41ZM44 39V41H46V44L48 43V40H45ZM84 39V38H83ZM89 39V38H88ZM24 40H25V42H24ZM23 41H21V39L19 40L21 43H23V45L25 44H28L27 42H29V41H27L26 42V40L27 39H24ZM64 40V39H63ZM62 40V41H63ZM81 39H78V41H80ZM173 40H175L174 42H173ZM198 40H199V42H198ZM8 41V40H7ZM6 41V43L8 44V42ZM34 41V37H33V42H35ZM38 41V40H37ZM41 41V40H40ZM40 41H39V44H40ZM42 41H43V39H42ZM41 41V42H42ZM43 41V43L45 44V42ZM67 41H63L62 43H63V45H61L62 43L60 42V46H59V48H58V50L59 49H65V47H67L68 46V44H67ZM74 41V40H73ZM85 41V40H84ZM135 41V42H134ZM143 41V40H142ZM180 41V40H179ZM19 42V44H20V47H19V49H21L20 51H21V53L19 52H15V51H19L16 47H13L12 46V44L13 45H15L14 44V42H12L11 43V45H10V42H9V45L10 46H7L6 48H7V50H9L10 51V53L13 55V52L14 53H16L14 56H12L10 53L8 54L7 52H6V50H5V54H8V55H11V56H9V57H12V58H10L11 60H12V62H14V63H16V62H22L21 63V65H23V68H24V65L26 66L27 64H28V62L30 61V60H32V59H29V61H27V60H25L24 58H22L23 57V55L25 54V55H27L26 54V52H29L28 50H30L29 48H28V50H24V49H22L23 47V45L21 44ZM82 42H83V40H82ZM153 42V41H152ZM38 43V42H37ZM71 43V42H70ZM73 43V42H72ZM79 44L80 46L82 45V44H80L81 43V41L80 42H76V44ZM85 43V45H83V46H85V48L87 47H89L88 45L86 46V41L84 42ZM87 43H89V42H87ZM90 43H92V42H90ZM130 43V44H131ZM43 44V45H44ZM75 44V43H74ZM78 44L75 46L74 45V47L73 48H75V49H77V48H79V49H77V50H79V53H80V55L82 54L83 55V53H81L82 51H81V48H80V46L78 47ZM133 44H131V47L133 46ZM197 44V45H196ZM6 45V44H5ZM22 45V46H21ZM40 45H42V44H40ZM146 45V44H145ZM174 45V46H173ZM201 45H205V47L204 46H200ZM215 45H216V47H215ZM45 46V45H44ZM43 46V48H46V46L44 47ZM47 48H49L50 46L47 44ZM61 46H63L62 48H61ZM69 46H70V44H69ZM82 46V47H83ZM152 46V45H151ZM151 46H150V48H148V51H150L151 50ZM179 46V45H178ZM13 47V48H12ZM28 47V46H27ZM37 47H38V45H37ZM37 47H33V48H35L36 50H38L39 49V47H41V46H39L38 47V49H37ZM192 47V48H193ZM14 48H16V49H14ZM25 48V47H24ZM42 48V47H41ZM41 48H40V51L41 52H44L43 53V55H41V56H44V54H45V51H46V54H45V56L47 57V55L49 56V54H50V58L51 59H56V57H57V59H60V58H64V57H61V51L59 50V52H58V50H52V48H50V49H42L41 50ZM68 48V47H67ZM200 50H199V49ZM204 48H208V51L206 52V51H204V50H206V49H204ZM27 49V48H26ZM35 49H34V51H35ZM64 49H63V52H64ZM69 49H71L70 47H69ZM75 49H73L74 51H76ZM131 50H132V48H130ZM134 49V48H133ZM147 49V48H146ZM150 49V50H149ZM204 49V50H203ZM210 49V50H209ZM22 50H24L25 52L23 53L22 52ZM44 50V51H43ZM73 50H70V51H73ZM82 50H85L84 49V47L82 48ZM89 50V49H88ZM145 50V49H144ZM198 50V51H197ZM47 51H49L48 53L49 54H47ZM53 53V54H51V52ZM55 51H57V52H55ZM66 51V50H65ZM73 51V52H74ZM86 51H87V49H86ZM85 51V52H86ZM180 51H181V49H180ZM183 51V50H182ZM32 52H33V50H32ZM36 52V51H35ZM41 52H39V51H37L35 54H37V55H40L41 54ZM56 54H55V53ZM63 52H62V54H63ZM204 52H206V53H204ZM208 52H212V53H208ZM31 52H29V54H30ZM39 53V54H38ZM57 53H58V55H60V56H57ZM60 53V54H59ZM70 53H72V52H70ZM70 53H68V56H67V58L69 57L70 58ZM78 53V51H76V54ZM130 53V54H129ZM132 53V54H131ZM141 53V54H140ZM184 53V54H183ZM194 53V54H193ZM2 54H3V52H2ZM5 54H3L2 55V57L5 55ZM22 55V57L20 56V55ZM32 54H34V53H32ZM32 54H30V55H32ZM73 54V53H72ZM71 54V55H72ZM180 54V55H179ZM196 54V55H195ZM199 54H200V56H199ZM7 55V56H8ZM37 55H32L33 57L32 58H34L35 60H36V58L38 57ZM54 56V58H53V56ZM73 55H75V52H74V54ZM85 55H87V54H84V56ZM145 55V56H144ZM174 55V56H173ZM0 56H1V53H0ZM35 56H36V58H35ZM45 56L43 57V58H45ZM84 56H76V57H79V61H82L83 59H82V57H84ZM27 57H28V55H27ZM26 57V58H27ZM40 57V56H39ZM112 57H114V55L112 56ZM174 57H176V58H174ZM264 57V56H263ZM1 58V57H0ZM8 58V57H7ZM15 58L18 60H20V61H16L15 60ZM31 58V57H30ZM68 58V59H69ZM85 58V57H84ZM46 59V58H45ZM44 59V60H45ZM48 59V58H47ZM71 59V58H70ZM74 59V58H73ZM78 59V58H77ZM176 59V60H175ZM39 60H41V58L39 59ZM72 60V59H71ZM109 60V59H108ZM135 60V61H134ZM263 60H264V58H263ZM9 59H7V61H6V55H5V58L3 57V60H2V58H1V62H0V64H3V68H5V67H8L9 69H11L13 66H11V68H10V65H14L13 63L12 64H9V65H6L7 63H9V62H11V61H9ZM16 61V62H15ZM25 61V62H24ZM34 61V60H33ZM23 62L25 63V64H23ZM133 62H136L135 63V65H133L134 63ZM6 63V64H5ZM4 64H5V67H4ZM20 64V63H19ZM18 64V65H19ZM18 65L17 66H15L14 65V67L16 68V67H18ZM21 65H19V69H22L23 71H21V74H23L24 73V69L23 68H21L22 66ZM134 66V67H133ZM137 66V65H136ZM13 67V68H14ZM7 68V69H8ZM26 68V67H25ZM121 68V69H122ZM0 69H1V67H0ZM89 70H87V72H91L92 70H93V68L90 66L89 68H88ZM12 70V69H11ZM16 70V69H15ZM111 70V69H110ZM262 70L264 71V68H262ZM0 71H2V72H0L1 74H0V77H2L1 79H3V81L5 82V84L4 85H6V84H10V83H8L9 82V80L11 79L12 81H13V79L15 80L16 78L14 77V75L16 76V74L18 73L17 71H15V72H12V73H14V75L13 76H11V78L9 77L7 80H8V82H7V80L5 81L4 80V78H5V76H4V74L6 75V72H7V75L8 74H11L8 70H6V72L5 73H3L4 71L1 69ZM12 71H14V70H12ZM95 70H93L92 71V73H93V75H91V74H89L88 73V75H91V76H89V79L86 81V82H90L89 84H88V86H90L89 88H95L94 86H96V85H93V84H95L94 82L97 80L98 81V79H96V80H91V77H93V79H94V76L95 77H97V78H99V75H98V73L95 71ZM120 71V70H119ZM119 71H115V72H119ZM123 71L121 70V73H123ZM128 71V70H127ZM179 72V73H177V74H175L176 72ZM240 71V70H239ZM9 72V73H8ZM107 72H108V70H107ZM107 72H105V73H107ZM109 72H111V71H109ZM195 72V73H194ZM242 72V71H241ZM244 72V71H243ZM16 73V74H15ZM25 73H26V71H25ZM114 73V72H113ZM112 73V74H113ZM235 73V74H234ZM238 73V72H237ZM85 75H86V73H84ZM83 74V77H85V75ZM111 74V73H110ZM109 74V75H110ZM115 74L116 73H114V75H111L112 77H115ZM244 74H245V72H244ZM6 75V76H7ZM24 75V74H23ZM88 75H86L87 77H88ZM119 75V74H118ZM120 75H122V74H120ZM237 75H239V74H237ZM10 76V75H9ZM240 76H242V73H240ZM240 76H238L239 78H240V80H241V78L242 77H240ZM245 76V75H244ZM243 76V77H244ZM259 76H260V78H259ZM12 77H14V78H12ZM71 77V76H70ZM83 77L82 78H78V79H83ZM108 77V74H107V76L105 77V80H103V83H104V81H108V79L109 78H107ZM171 77V76H170ZM86 78V77H85ZM247 78V77H246ZM245 78V80H244V78H243V80H244V83H245V81L246 80H248V79H246ZM257 78L259 79V80H261V82H258L257 81ZM72 79H74V76H72ZM78 79H77V81H76V79H74V80H69V81H74V83L75 82H78ZM112 79V78H111ZM176 79V78H175ZM10 80V81H11ZM86 80V79H85ZM115 80V79H114ZM123 79L119 76V77H117V79H116V81H119L118 82V84L122 81ZM174 80V79H173ZM172 80V81H173ZM80 81V80H79ZM82 81V80H81ZM80 81V82H81ZM84 81V80H83ZM214 81V82H213ZM256 81H257V84H256ZM3 82V83H4ZM14 82V81H13ZM113 82V81H112ZM211 82H212V84L213 83H215L214 85H211ZM219 83V84H217V83ZM243 82V81H242ZM247 82V81H246ZM73 83V84H74ZM101 84L102 82H99L98 81V84ZM109 83V82H108ZM111 83V82H110ZM208 83H210V84H208ZM13 84V83H12ZM24 84H25V82L23 83V86H24ZM72 83L70 84L73 88H74V86L75 87H78V84H77V86L76 85H73ZM76 84V83H75ZM79 84H81V83H79ZM87 84V83H86ZM90 84H92L93 86L91 87V85ZM97 84V83H96ZM105 84V83H104ZM112 84H114V83H112ZM116 84V83H115ZM123 84V83H122ZM128 82L125 84V89H124V92L126 91V88L128 87ZM208 84V85H207ZM69 85V86H70ZM102 85V84H101ZM117 85V84H116ZM116 85H114L113 86V89L116 87ZM127 85V86H126ZM211 85V86H210ZM7 86V85H6ZM83 86H85V82H84V84H83ZM82 86V87H83ZM87 86V87H88ZM99 86L100 85H98L97 87L99 88ZM103 86V85H102ZM110 86H112V85H110ZM193 86V87H194ZM208 86V87H207ZM209 86H210V89H209ZM217 87V88H215V87ZM261 86V87H260ZM7 87H9V86H7ZM72 87H69L68 89H69V91H70V89H72ZM82 87H78V88H82ZM105 87V86H104ZM196 87V88H197ZM201 87V88H200ZM207 87V88H206ZM214 89H213V88ZM1 88H3V89H0L1 90V92L0 93H2L3 91L2 90H4V88H6L5 86H2ZM25 88H26V86H25ZM83 88H86V86L85 87H83ZM112 88V87H111ZM260 88H261V90H260ZM123 89V88H122ZM128 89V88H127ZM174 89H175V87H174ZM174 89H172L173 91H174ZM182 89V88H181ZM194 89V88H193ZM206 89L207 90H209V92L207 93L206 92ZM212 89H213V91H212ZM6 90V89H5ZM4 90V91H5ZM22 90H24V87H22ZM116 90V89H115ZM195 90V89H194ZM193 90V91H194ZM199 90V91H200ZM215 90H217V91H215ZM122 91V90H121ZM128 91V90H127ZM127 91H126V93H127ZM172 91V92H173ZM177 91H179L178 89H175V93H174V95L176 94V93H178ZM199 91L197 92V93H199ZM202 91H200V92H202ZM214 91H215V94H213L214 93ZM254 91H258V93L257 94H255L254 96H253V94H252V92L253 93H255ZM260 91V92H259ZM22 92H25V91H22ZM21 92V93H22ZM109 92H113L111 89L109 90ZM108 92V93H109ZM115 92H117V93H121V95H122V93L123 92H120V90H119V92L116 90ZM217 92V93H216ZM26 93V92H25ZM114 93V92H113ZM172 93V94H173ZM182 93H188L186 90H184ZM181 93V95H183ZM125 94V93H124ZM204 94H213L212 95V97H210L209 95H208V97H210V99H208V98H206L207 96H205ZM219 94V95H218ZM262 94V93H261ZM19 95V93L17 94V96ZM121 95H118L119 97H123V96H121ZM127 95V94H126ZM180 93H178L177 94V98H179L180 99ZM16 96V95H15ZM17 96L15 97V98H17ZM21 96V97H20ZM20 96H18V99H19V97H20V100L23 98V99H25V97L27 96V93L26 94H24V95H22V94H20ZM112 96L113 97H115V93H114V95L112 94ZM214 96V97H213ZM257 96L258 97H260V98H257ZM113 97H111V100H112V98ZM125 97V96H124ZM213 98H214V100H213ZM172 99H174V101H177L178 102V100L177 99H175L173 96H172ZM187 99V98H186ZM14 100H16L17 101V99H14ZM182 99H180V101H181ZM185 100V99H184ZM184 100H182L181 102H183L186 106H188V103L186 104L185 102H184ZM190 100V99H189ZM196 99H194L193 101H191L190 100V102H194ZM219 100V101H218ZM19 101V100H18ZM17 101V102H18ZM22 101V100H21ZM99 101H100V99H99ZM143 101L145 102H147L148 101V99H146V97L143 99ZM213 103H212V102ZM215 101V102H214ZM250 101V102H249ZM26 102H27V100H26ZM216 102H218V103H216ZM14 103H16V102H13V100H12V102H11V104H13L14 105ZM100 103V102H99ZM143 103V102H142ZM179 103V102H178ZM178 103L176 104V107H177V105H178ZM215 103H216V105H215ZM17 104H19V103H17ZM23 104V105H22ZM25 104V105H24ZM26 104L27 103H25V100H24V103L23 102H20V104L18 105L20 108H22V107H24L25 108V111H27L28 109L26 108ZM97 104H98V102H97ZM174 104V103H173ZM179 104H182V103H179ZM195 104H193V105H195ZM13 105H12V107H13ZM28 105V104H27ZM143 106H145V105H147V104H142ZM183 105V104H182ZM192 105V106H193ZM11 106V105H10ZM17 106V105H16ZM179 106V105H178ZM29 107V106H28ZM172 107H175L174 105L172 106ZM172 108V112L173 111H175V112H173V113H175L174 115L172 114V124H174L172 127H174L175 126V124H177V125H181L182 124V120H180L181 118L182 119H184V115H185V110H184V106H179V108L177 107V108ZM209 107H211V110H214V111H212L214 114H211L210 115V113H209V117L208 116H206L207 115V113H205L204 111H207V109L209 110ZM20 108H14V109H20ZM205 108H207L206 110H205ZM27 109V110H26ZM216 109H217V111L218 112H216ZM264 109V108H263ZM34 110H35V108H34ZM38 109L36 108V111H37ZM183 110V111H182ZM19 111V110H18ZM176 111H178V112H176ZM201 111H203V112H201ZM244 111V112H243ZM20 113H19V115L20 116H23L24 114H25V112H24V110H21V111H19ZM22 112L24 113V114H22ZM240 112V113H239ZM243 112V113H242ZM14 116H15V112L13 111V112H11ZM10 113V114H11ZM15 113V114H14ZM203 115H202V114ZM245 113L243 114V116L245 115ZM249 113V114H248ZM10 114H8V117L6 116L5 118H9V120L11 119H13V121L16 123H18V122H20V120L18 121V119H20V118H22V117H20L18 114H16L17 116H19L20 118H15L14 116H12V115H10ZM182 114H183V117H181L182 116ZM180 115V116H179ZM215 115V116H214ZM246 115H245V117H246ZM202 116H204L203 118H202ZM242 116V115H241ZM23 117H25V115L23 116ZM207 117V118H206ZM215 117V118H214ZM239 117H240V115H239ZM254 117V118H253ZM260 117V119L261 120H263V122H262V124L260 125L259 123H258V121H257V119ZM178 118V119H177ZM255 118H256V123H255ZM1 119V124H0V130H1V128H2V130H1V132H3V133H5L6 132V130H4V128L6 129V127L9 129V127H10V125H9V127L8 126H5L6 124H8V123H10L11 121H9V122H6L7 120H4L3 118H0ZM205 119V120H204ZM207 119H209V120H207ZM210 119H211V121H210ZM26 120V117H25V119L24 120H21L22 121V123L24 122ZM214 122H213V121ZM4 121H5V124H4ZM12 121V122H13ZM179 121L181 122V124H178L179 123ZM205 121H206V124H205ZM2 122H3V125H2ZM11 122V123H12ZM202 122V123H201ZM204 123V124H203ZM213 123V126L211 125ZM21 124V123H20ZM24 124V123H23ZM22 124V125H23ZM122 124V123H121ZM216 124V125H215ZM258 124V125H257ZM25 126L27 125V122H25V124H24ZM210 125V126H209ZM261 127H260V126ZM2 126V127H1ZM14 126H16V127H19V126H17V125H14ZM14 126H12V127H14ZM21 127L24 131H25V133H26V131H27V127ZM19 127V128H20ZM72 127V126H71ZM121 126H117L116 127V129H115V136H120V134L118 133L117 135H116V130L117 131H121L122 132V128H120ZM136 127V130L139 128V127H137V126H135ZM134 126H133V132H131L132 130H131V127L130 128H128V130L126 131V133H127V136L129 137V135L131 134V133H134V131H136V130H134V128H135ZM178 127V126H177ZM176 126H175V128H177ZM213 129V128H215L214 130H212L211 128ZM256 127H259V129H257ZM19 128H17V131H18V129ZM74 128V127H73ZM179 128V127H178ZM210 128V129H209ZM13 129V128H12ZM12 129L10 130H8V134H10V136L6 133V134H2V133H0V140L3 142V143H1V145L0 146H3V145H5L6 143L4 142L5 140L6 141H8L7 142V144L6 145H9V148L11 149L12 148V146L14 145V144H11V143H9V142H15V143H17V140L18 141H20V135H16V137L14 138V140L12 141V140H10L11 139V137L13 136L14 137V134L12 135ZM16 129V128H15ZM174 128H172V130H173ZM257 129V130H256ZM19 130H21V129H19ZM131 130V131H130ZM148 129H145V127L144 128H139L138 129V132L140 133V134H142V136L140 137V140H139V138L137 137V136H139V133L138 132H135L134 133V135L136 136V139L138 140V143H136L137 141H136V139H135V141H134V139H132V138H130L131 137V135H130V137H129V139H130V141H131V144H134V145H137V144H140V141L141 142H144V141H142V139L141 138H145L144 136H145V134L147 133V132H149V130L147 131ZM179 130V129H178ZM9 131H11V132H9ZM22 131V130H21ZM24 131H23V133H24ZM73 131H74V129H73ZM130 131V133L128 134V132ZM147 131V132H146ZM187 131V132H186ZM181 132V131H180ZM183 132V131H182ZM23 133H22V135H23ZM124 133V132H123ZM206 133V134H205ZM212 133V134H211ZM254 133H251V135L253 134L254 135ZM17 134V133H16ZM18 134H20L19 132H18ZM114 134H113V137H114ZM122 134V133H121ZM180 135V136H179ZM24 136L26 137V135L24 134ZM12 137V138H13ZM71 137V136H70ZM207 137H209V141L210 140H212V138H214L212 141H214L213 143H212V141H211V143L209 144V146H208V143H207V141H208V138ZM17 138V139H16ZM21 138L23 139V137L21 136ZM116 138V137H115ZM133 138H135L134 136H133ZM207 138V139H206ZM201 140V142H200V140ZM25 139H23V141H24ZM145 141H146V139H144ZM190 142H189V141ZM191 140L192 141H194L193 143H192V145L194 146V149H192V152H193V157H196L198 160H196L195 158H194V161H196L195 163H194V161L193 160H191V161H193V163L192 162H190L191 163V169H190V164H189V162H184V161H182L181 159H180V157H178L179 156V154H182V148L181 147H183V150H184V146H186L187 144H189L190 145V143H191ZM196 140V141H195ZM198 140V141H197ZM205 140H207V141H205ZM22 141V140H21ZM185 141H187V142H185ZM256 141V142H255ZM134 142V143H133ZM183 142V143H182ZM189 142V143H188ZM197 142V143H196ZM200 142V143H199ZM9 143V144H8ZM185 143V144H184ZM204 143H206V144H204ZM10 144L12 145V146H10ZM203 144V145H202ZM216 144V145H215ZM242 144V145H241ZM244 144V145H243ZM5 145V146H6ZM178 145V146H177ZM197 145V146H196ZM200 145V147H198ZM3 147V149H2V147H0V149H2L1 150V152L2 151H5V148H7L8 146H6V147ZM96 146H99V145H97L96 144ZM140 146V145H139ZM191 146V145H190ZM195 146L197 147V149L198 150H200V151H198L196 148H195ZM204 146H205V149H204ZM208 148H207V147ZM230 146V147H229ZM243 146H245L244 148H243ZM259 146H261V147H259ZM100 147V146H99ZM132 147V146H131ZM134 147V146H133ZM146 147H147V149H146ZM192 147V146H191ZM238 147V146H237ZM247 147H246V149H247ZM95 148V147H94ZM102 148V147H101ZM135 148V147H134ZM152 148V147H151ZM149 146H145V148H143V149H145V151H147V150H149L150 152H151V149ZM181 148V149H180ZM233 150L232 152H231V149ZM244 149L241 153L239 152V150L240 149ZM252 148V149H253ZM97 149H98V147H97ZM100 149V148H99ZM112 148L110 147V150H111ZM143 149H141L140 150V152L142 153V151H143ZM196 149V150H195ZM204 149V150H203ZM208 149V150H207ZM211 149V150H210ZM236 149V148H235ZM260 151H259V150ZM6 150H8L9 151V149H6ZM105 150H109L108 148H106ZM110 150H109V152H110ZM154 150H155V148H154ZM160 150L162 151V149L160 148ZM160 150L158 151L159 152V157L162 159V158H165V156H163V151L162 152H160ZM203 150V151H202ZM254 150H255V148H254ZM254 150H253V153H254ZM8 151H7V153H8ZM94 151L96 152V150L94 149ZM145 151H144V153H145ZM153 151V150H152ZM206 151V152H205ZM213 153V155H214V157L212 156V154H211V152ZM216 151V152H215ZM101 154H102V152H104L102 149H101ZM99 152V150H97V152L96 153H100ZM106 153V152H105ZM107 153H108V151H107ZM161 153V154H160ZM239 153H240V156H242V157H239L238 155H239ZM248 153V152H247ZM2 155H3V152L1 153ZM4 154H5V152H4ZM211 154V155H210ZM163 157H162V156ZM198 155H200V157L198 158L197 156ZM211 156L210 157V159L211 160H209L210 162H208V160H206L204 157H202V156ZM174 156H177L179 159H180V161H181V164L179 163L178 164V162L177 163H175L177 160H179L178 158H176L177 160H174L173 158H175ZM202 157V158H201ZM260 157V158H259ZM202 160H201V159ZM208 158V157H207ZM244 159V158H243ZM240 160V161H239ZM254 160V159H253ZM256 160V161H257ZM198 161V162H197ZM202 161V162H201ZM205 161V162H204ZM257 161V162H258ZM126 162L128 163V164H132V163H134V158H133V156H131V155H126ZM213 162V164H211ZM240 162V163H239ZM201 163H203L202 165H201ZM239 163V164H238ZM183 164V165H182ZM197 164H200V165H197ZM189 165V166H188ZM196 165V166H195ZM180 166H182V167H180ZM184 166V167H183ZM198 166H200V167H198ZM210 166V167H209ZM238 167V168H240L241 169V167L243 166H241V167ZM195 167V168H194ZM196 167H197V169H196ZM205 167V168H204ZM198 168L200 169V170H198ZM201 168H202V170H201ZM206 170V171H204V169ZM237 168V169H238ZM182 169V170H181ZM187 169H190V172H189V174H187L188 172H186V170ZM240 169H238V170H240ZM250 169V170H251ZM166 170V169H165ZM194 170V171H193ZM196 170V171H195ZM209 170V171H208ZM260 170V171H259ZM106 171V170H105ZM107 171H108V169H107ZM191 171H193V172H191ZM208 172V173H206V175H203L204 173L203 172ZM164 172H169V171H164ZM184 172H186V176H182V175H185L184 174ZM198 172H199V174H198ZM201 173H203L202 174V177H201ZM248 173V174H249ZM169 174V173H168ZM175 174H176V176L177 177H175ZM209 174V175H208ZM211 175V176H210ZM254 175V176H253ZM104 176H109V174L108 173H106L105 172V174H104ZM116 177H117V175H116ZM186 177H188V178H186ZM208 177V178H207ZM248 178L250 177V175L249 176H247ZM255 177V178H254ZM62 179L64 178V177H61ZM113 178H115V175L113 176ZM112 177H111V181L112 180H114ZM186 178V179H185ZM203 180H202V179ZM253 178V179H252ZM180 179H181V181H180ZM185 179V180H184ZM192 179H190L191 181H192ZM194 179H196V181L194 180ZM201 180V182L200 181H198L197 182V180ZM247 179V178H246ZM246 179H244V180H242L241 179V181H240V183H239V185L240 184H242V185H244L243 183H245L246 182ZM257 179V180H256ZM211 180V181H210ZM247 180H249V179H247ZM110 181V182H111ZM212 183V185H211V183ZM257 182V183H256ZM214 183V184H213ZM247 183V182H246ZM250 183H252L251 181H250ZM176 184V185H175ZM201 184H203V185H201ZM238 185V186H239ZM249 185V181H248V184H247V186ZM201 186H204V187H202V188H200ZM241 186V185H240ZM249 186H251V187H253L251 184L249 185ZM214 187V188H213ZM262 187V188H261ZM239 188V187H238ZM241 188H242V186H241ZM254 188V187H253ZM199 191H198V190ZM208 189H210V191L207 193L206 191H208ZM106 190H109V191H111L110 190V188H108V189H106ZM195 190V191H194ZM202 192H201V191ZM206 190V191H205ZM253 191H255V189L253 190ZM76 192V191H75ZM106 193H108V191H105ZM104 192V193H105ZM172 192H174V191H172ZM74 193V191L72 192V195H74L73 194ZM103 193V194H104ZM111 193V192H110ZM178 193V194H177ZM181 193H185V191H181L180 190V188H179V190L176 192V194H172V200H174V198L176 199V197H180V198H178V199H183V201H181V202H184L185 201V203L184 204H181V205H186V203H187V199H186V197H185V194L183 195L182 194V196H181ZM77 194V193H76ZM75 194V195H76ZM200 194H201V196H200ZM74 195V196H75ZM77 196V195H76ZM214 196V197H213ZM254 196H256V193L254 192ZM194 197V198H195ZM213 197V198H212ZM71 198H73V196L71 197ZM75 198V197H74ZM188 198V197H187ZM211 198L213 199V200H211ZM177 200V199H176ZM180 200H177V201H179L180 202ZM177 201H176V203H177ZM201 201V202H200ZM178 202V203H179ZM199 202V203H198ZM195 203V204H194ZM202 203V204H201ZM49 204H52V200H50L49 201ZM200 205V206H199ZM259 205V206H258ZM179 207V206H178ZM177 207V208H178ZM259 207V208H258ZM196 209V210H195ZM175 212H178V214L177 213H175ZM183 214H182V213ZM180 213V214H179ZM185 213V214H184ZM192 213L190 214V215H192ZM176 214V215H175ZM188 216H187V215ZM178 215V216H177ZM239 215V214H238ZM255 216V217H254ZM183 217H184V219H183ZM186 217L188 218V219H186ZM175 219V220H174ZM183 221V222H182ZM181 222V223H180ZM180 223V224H179ZM208 224V225H207ZM177 225V226H176ZM253 225V226H252ZM252 226V227H251ZM140 227H136V228H133V229H131V232L129 233L130 235H127V234H125V235H123L122 237H120V239H121V246H120V248L121 249H123V250H125V253H128V255H131V253H134V255L136 256L137 255V252L138 251H136L137 250V248H138V241H139V233H140ZM172 231V232H173ZM253 231V232H252ZM129 232V231H128ZM252 232V233H251ZM255 232V234H253ZM259 233V234H258ZM262 235H261V234ZM175 233H173L172 234V238H173V235H174ZM198 234L197 233H195V237H194V235H191V242H194V241H196L197 240V238H199V236H198ZM110 235V236H109ZM116 235V236H115ZM129 236L128 238H124V240H122L123 239V237L124 236ZM257 235V236H256ZM261 235V236H260ZM108 236V237H107ZM106 237H107V239H109V241H110V243L112 244H117V242H118V240H119V238H118V235H117V233H116V231H114V232H110V234H108ZM126 236V237H127ZM196 236H197V238H196ZM260 236V237H259ZM201 237V236H200ZM106 239V240H107ZM118 239V240H117ZM125 239H127L126 241H125ZM195 239V240H194ZM194 240V241H193ZM108 242V241H107ZM173 242H174V239H173ZM136 243V244H135ZM261 243V244H260ZM128 244V246H126ZM135 244V245H134ZM140 244V243H139ZM258 244V245H257ZM256 245H257V247H256ZM129 250V251H128ZM126 251H128V252H126ZM124 252V251H123ZM127 255V254H126ZM127 255V256H128ZM133 255V257L131 258V257H129L128 258V261H127V263H125V264H135V256ZM181 255V254H180ZM179 255V257L177 256V257H175V259L176 260H178V261H174L175 263H177V264H181V262H182V260H181V258H182V255L180 256ZM181 257V258H180ZM129 259H130V261H129ZM133 259V260H132ZM172 259H174V258H172ZM132 260V261H131ZM135 260V261H134ZM181 260V261H180ZM134 261V262H133ZM128 262H131V263H128ZM241 264V262L239 263L238 261H234V263L233 264ZM122 264V263H121Z\"/></svg>","mask_w":264,"mask_h":264}]
</instances>
